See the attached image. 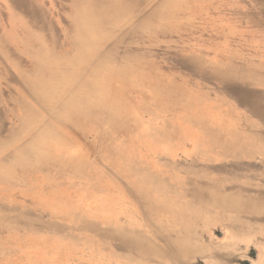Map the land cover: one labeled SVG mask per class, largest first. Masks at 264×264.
Wrapping results in <instances>:
<instances>
[{"label": "rangeland", "instance_id": "374dc122", "mask_svg": "<svg viewBox=\"0 0 264 264\" xmlns=\"http://www.w3.org/2000/svg\"><path fill=\"white\" fill-rule=\"evenodd\" d=\"M113 1L0 0V264H264V0Z\"/></svg>", "mask_w": 264, "mask_h": 264}, {"label": "crops", "instance_id": "0c3cea01", "mask_svg": "<svg viewBox=\"0 0 264 264\" xmlns=\"http://www.w3.org/2000/svg\"><path fill=\"white\" fill-rule=\"evenodd\" d=\"M89 224V223H88ZM59 226V223L55 224ZM64 227L63 225H60ZM90 228L93 229L95 232L90 235V240L87 242L91 244L98 245L102 248L104 252H111L109 256H115L116 258H128L132 259L133 256H140L133 250H125L118 247H114L113 243L120 244L124 241L130 240L131 242L139 241L138 237L143 236L147 240H151L148 238L144 233L141 232L138 228L130 225H113V224H105V225H96L94 223H90ZM145 241V240H144ZM147 242V241H146Z\"/></svg>", "mask_w": 264, "mask_h": 264}, {"label": "bare ground", "instance_id": "6f19581e", "mask_svg": "<svg viewBox=\"0 0 264 264\" xmlns=\"http://www.w3.org/2000/svg\"><path fill=\"white\" fill-rule=\"evenodd\" d=\"M72 1V3H73V10H75L76 9V6L80 3V2H82L83 3V1L84 0H71ZM88 1H90V0H88ZM92 1V0H91ZM127 1H131V4L133 5L135 2H138V0H127ZM22 3V2H21ZM93 3V2H92ZM101 3V2H100ZM100 3H98V4H100ZM144 4V3H143ZM102 6H103V8H105V9H109V10H117V8H116V5H115V3H114V1L113 0H104V2L101 4ZM80 6H82V5H80ZM94 6V5H93ZM17 7V6H16ZM26 8V7H25ZM33 8V7H32ZM95 8V7H94ZM94 8H92V9H94ZM15 9V8H14ZM102 9V8H101ZM100 9V10H101ZM80 10V9H79ZM81 11V10H80ZM73 12V11H72ZM99 12V11H98ZM101 12V11H100ZM114 12V11H113ZM125 12V10L124 9H121L120 10V14L121 15H123V13ZM22 13V12H21ZM88 13V12H87ZM29 14V13H28ZM77 14V13H76ZM89 14V13H88ZM87 14V15H88ZM101 14V13H100ZM78 15V14H77ZM83 15V14H82ZM92 15V14H91ZM104 15V14H103ZM86 16V14H84V17ZM99 16V15H98ZM101 16V15H100ZM100 16H99V18H100ZM113 16V15H112ZM12 17V16H11ZM102 17V16H101ZM81 18V17H80ZM92 18V17H91ZM110 18V17H109ZM94 19H95V17L93 18V22H94ZM98 19V18H97ZM115 19V18H114ZM76 20H78V19H76ZM81 20V19H80ZM99 20V19H98ZM101 20V19H100ZM103 21V20H102ZM108 21V20H107ZM74 22H76V21H74ZM79 22V21H78ZM78 22H76V23H78ZM98 22V21H97ZM96 22V23H97ZM104 22H106V21H104ZM101 23V22H100ZM91 24H92V22H91ZM98 24V23H97ZM100 25V24H99ZM102 25V24H101ZM100 25V26H101ZM75 29H76V27H75ZM98 29V28H97ZM90 30H92V29H90ZM97 32V31H96ZM77 33V32H76ZM89 33V32H88ZM95 33V32H94ZM90 36H91V33L89 34ZM93 35V34H92ZM76 36V35H75ZM81 36V35H80ZM86 36V35H85ZM92 37V36H91ZM83 38V37H82ZM76 39V38H75ZM93 39V38H92ZM88 40V39H87ZM91 40V39H90ZM89 40V41H90ZM83 41H85V39H83ZM78 42V41H77ZM89 43H91V42H89ZM22 107H24V106H22ZM25 108V107H24ZM7 150V149H6Z\"/></svg>", "mask_w": 264, "mask_h": 264}]
</instances>
